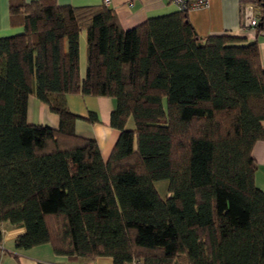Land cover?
<instances>
[{"label":"trees","instance_id":"16d2710c","mask_svg":"<svg viewBox=\"0 0 264 264\" xmlns=\"http://www.w3.org/2000/svg\"><path fill=\"white\" fill-rule=\"evenodd\" d=\"M253 2L260 33L264 0ZM189 11L124 30L105 0L10 6L23 32L0 38V242L7 224L26 230L18 249L50 244L69 262L264 264L253 156L264 141L258 42L201 37ZM71 95L116 102L108 160L76 133ZM32 96L58 116L57 128L29 121ZM84 119L100 121L93 112ZM159 181L169 183L166 197Z\"/></svg>","mask_w":264,"mask_h":264},{"label":"crops","instance_id":"0c3cea01","mask_svg":"<svg viewBox=\"0 0 264 264\" xmlns=\"http://www.w3.org/2000/svg\"><path fill=\"white\" fill-rule=\"evenodd\" d=\"M37 0H0V38L23 32L22 27H14L10 23V6L12 4L30 3ZM59 5L92 6L104 3V0H57ZM115 11L122 29L134 28L147 19L163 16L178 11L171 0H108ZM260 7L253 0H210L207 7L190 10L188 18L198 35L209 37L230 35L246 39V42L257 41L260 60L264 68V31L257 32L251 28V19L258 17ZM264 25V18H263ZM87 68L86 33L80 36V72L82 77ZM116 102L107 97H68L70 110L82 117L76 121L75 130L80 136L95 139L98 142L104 160H108L119 138V131L111 126V113ZM96 113L99 122H87L89 114ZM29 121L34 124L48 125L57 128L59 118L50 109L37 100L30 98ZM257 164L256 185L264 191V141L258 142L253 150ZM0 264H114L110 257H99L92 261L69 262L67 258L57 256L50 244L18 249L15 240L26 233L25 228L11 227L5 224L1 230Z\"/></svg>","mask_w":264,"mask_h":264},{"label":"built area","instance_id":"2783aa9c","mask_svg":"<svg viewBox=\"0 0 264 264\" xmlns=\"http://www.w3.org/2000/svg\"><path fill=\"white\" fill-rule=\"evenodd\" d=\"M210 0H172V2L178 7L179 10H197L202 9L208 6ZM105 4L108 5L109 1L105 0ZM258 24V18L255 17L251 19L250 26L256 27ZM136 264H143V263H136Z\"/></svg>","mask_w":264,"mask_h":264},{"label":"rangeland","instance_id":"374dc122","mask_svg":"<svg viewBox=\"0 0 264 264\" xmlns=\"http://www.w3.org/2000/svg\"><path fill=\"white\" fill-rule=\"evenodd\" d=\"M129 127H133V123L130 121L129 123ZM156 188L158 189V191L160 192V194L162 195V197H166V195L168 194V181H159L156 182Z\"/></svg>","mask_w":264,"mask_h":264}]
</instances>
